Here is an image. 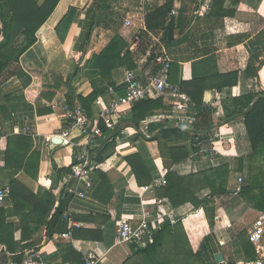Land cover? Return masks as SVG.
I'll return each mask as SVG.
<instances>
[{
  "label": "crops",
  "instance_id": "obj_1",
  "mask_svg": "<svg viewBox=\"0 0 264 264\" xmlns=\"http://www.w3.org/2000/svg\"><path fill=\"white\" fill-rule=\"evenodd\" d=\"M95 1L60 0L37 31L36 41L15 57L18 70L1 85L0 186H8L12 180V170L3 167L8 137L28 135L32 152H37L40 158L38 164L30 161L34 166L30 173L22 169L15 177L35 193L50 192L54 209L64 199L65 211L75 222V225L70 224L63 214L67 231L54 233L52 238H47L46 225L39 226L32 236L34 248L41 251L48 264H85L84 254L91 249L101 256L102 264L256 262L258 254L247 241L250 240L251 226L264 214L263 210L238 194L216 195L207 210L196 206L193 201L174 207L165 193L166 185L158 181L163 176L167 179L168 173L172 172L181 176L198 172L211 174V170L226 164L230 169L229 190L235 192L242 185L239 177L243 174V178L249 180L253 150L243 122L246 109H239L232 117L227 114L234 107L233 98L253 95L254 103L264 94V53L258 41V36L264 32V0H175L172 10L176 13L167 17V20L174 18L175 34L165 43L162 42L164 29L148 28L146 15L161 8L167 0H107L97 17V27L87 36L90 32L88 25L94 17L92 4ZM125 20L131 23L127 24ZM29 40L21 36L17 38L25 45ZM113 40L119 45H116L115 52L121 50V57L117 59L122 60L130 53L138 64L137 68L119 64L110 72V67L102 69L103 51ZM160 47L163 54L172 59L171 82L191 98V106L195 105L191 95L194 89L189 88L190 93L185 84L196 75L195 63L215 57L218 75L238 73L236 85L220 89L215 84L216 78H211L200 86L204 88V104L221 109V116L216 113L210 123L216 125L213 131L218 129L223 134L224 142L234 143L231 151L218 146L222 155L217 154L214 158L190 154L187 158L174 159L170 145L164 144L161 149L157 141L144 137L149 130L145 132L142 126H134L130 115L132 107L116 115L112 127L102 128L103 136L91 140L72 138L70 143L63 140L60 134L68 127L64 106L70 102L69 98L74 100L73 105H80L87 116L96 118L99 107L94 100L86 104V109L80 96L86 97L94 91L98 93L97 97H103L104 105L109 104L113 98L124 95L129 70L146 82L152 67L149 56L153 49ZM76 60H80L79 67ZM69 76L72 77L68 81ZM109 87L115 91L110 93ZM164 101L167 113L159 111L152 115L148 118L149 126L152 123L175 125L173 119L167 118L171 115L170 100L164 97ZM195 113L194 109H189V115L195 116L196 121ZM222 117L223 123L217 125ZM191 123L184 126L188 134L200 133L196 131V125L194 127L195 122ZM189 141L173 143V146ZM108 143L111 145L107 151L112 155L100 162V168L91 171L93 185L87 188L85 181L71 169L87 154L94 161L101 150H106ZM132 154H139L147 167L142 176L143 183L137 181L127 159ZM240 160H243V171H239ZM101 174L107 176L105 181L100 178ZM224 179L220 176L219 183H225ZM146 187L150 189L145 190ZM195 191L199 201L211 198V187L196 188ZM254 192L258 194L259 189ZM158 200L163 202L158 203ZM4 206H8L7 201ZM146 214L157 230L169 221L163 242L138 254L136 252L140 249L135 244H117L118 220L127 217L133 225H138ZM19 219L18 216H8V222L18 223ZM90 230L99 231L102 238L89 237L87 232ZM15 238L22 239L21 230L15 233ZM242 238L250 256L243 248ZM67 245L82 255L81 260L75 259L73 254L64 259ZM218 254H222V260L217 258ZM11 259L1 252L0 246V260Z\"/></svg>",
  "mask_w": 264,
  "mask_h": 264
},
{
  "label": "trees",
  "instance_id": "obj_2",
  "mask_svg": "<svg viewBox=\"0 0 264 264\" xmlns=\"http://www.w3.org/2000/svg\"><path fill=\"white\" fill-rule=\"evenodd\" d=\"M59 1L60 0H0V26L2 32V40L0 41V91L2 83L13 76L19 68L18 61L15 60V57L36 41L37 31L53 13ZM174 1L175 0H167L165 5L161 8L146 15V24L148 28L164 29L165 33L162 41L164 43L172 40L175 34L174 18L171 17L167 20L168 16H172ZM106 2L107 0H97L92 4V8L94 7V17L90 25H88L90 32L87 36H90L94 28L97 27V17ZM216 4L217 1H215V5ZM20 36L30 39L29 42L25 45L23 42L17 41V38ZM258 41L264 53V32L258 36ZM116 45L119 47L117 41L113 40V42L104 49L101 58L102 69L110 67L108 70L110 72V70L117 67L119 64L128 65L131 69L137 68L138 64L130 53L122 60L117 59L121 57L119 53L121 50L115 52V50L118 49V47L115 49ZM161 54H163L161 47L157 50H152L148 59L152 64L150 73H154L161 68V65L156 62V58ZM76 62L79 67L80 60H76ZM216 62L215 57H212L195 63L196 75L190 80L191 82L185 84L190 93L191 91L189 88L194 89V93H191V95L195 101V105L190 106V108H192V110L194 109L197 114V120L194 121L195 123L193 122L194 127L196 125V131L201 132L197 135L190 136L185 127L169 126L165 123H152L149 126V131L147 130L148 134L144 136L148 140L157 141L161 149H163L164 144L170 145V154L174 159L187 158L190 154L208 156L210 152L209 149L213 147L210 133L216 125L210 122L213 115H215V111H219L220 113L221 109L216 110L214 106L204 104L202 100L204 88L200 86L201 84H206L211 78H216L214 79L216 82H214L220 89L226 85H236L238 82V73L236 72L218 75V71L215 69ZM71 77L72 76L68 77V81ZM205 86L206 85H204V87ZM195 90L198 92L196 93ZM97 95L98 93L93 91L86 97L80 96L84 107L86 108V104L90 101L92 102L94 100L95 102ZM254 99L255 96L253 95L244 96L243 98H233L231 103L234 107L231 111L228 110L227 114L228 117H232L238 113L239 109H246L243 122L253 150L251 154L252 173L249 180L244 179L243 182H241L242 185L235 192L229 190L227 187V179L230 174L228 164L211 170V174L198 172L196 174L181 176L174 172L168 173L165 193L174 207L182 203L193 201L196 206H203L207 210V205L213 203V199L216 195L238 194L249 202L254 203L257 209L264 211V94H261L253 103ZM68 100L70 101L69 104H74L73 99L69 98ZM131 107L130 115L136 128L142 126L148 118L152 115H156L159 111L163 113L168 111L166 110L167 105L163 96L156 99H146L136 102ZM219 119L217 125L223 123L224 117ZM101 126L105 130V125L101 124ZM186 139L190 140L189 143L184 145L176 144L173 146V143L183 142L186 141ZM111 140L114 141V139H109L108 141ZM30 142L31 137L28 135L18 134L8 137L7 148L4 155L5 164L3 167L7 170H12V180H10L7 186L10 189V193L6 198L8 206L3 205L0 208V246L3 254H6V256L18 262L24 259L28 250L34 249L35 242L32 240V236L33 232L38 229L39 226L46 225L47 238H52L54 233L67 231V222L63 219V214L67 205L64 199L61 201L60 205L54 209V198L51 197L50 192L44 194L35 193L15 177V174L22 169H24L26 173L31 172L34 166L30 161H37L36 164H38L40 155L35 151L32 152ZM110 145L111 144L108 143L105 147L106 150H101L99 154L95 156V163L100 164V162L112 155L107 151ZM85 157L90 158L89 154H87L82 159H79V161H84ZM28 159L29 162L27 163ZM127 159L134 169L137 181L143 183L142 176H144V172L147 171L144 160L139 154H132L128 156ZM239 171H243V160H240ZM220 176L225 178V183H219ZM100 178L105 181L107 176L101 174ZM206 186L212 189L211 198H204L199 201L194 189L197 188L199 190ZM255 189H259L258 194L254 192ZM9 215L18 216L20 221L18 223L8 222ZM168 226H170L169 221H165V226L155 231L154 240L146 246H139L136 243H132L140 249L136 253L148 252L149 249L155 248L161 244ZM19 230L22 231V239L20 241L15 238V233ZM80 232L86 231L80 230ZM87 234H89V237L102 238V234L99 235V231L90 230ZM247 243L252 244L254 251L253 243L250 240H248ZM247 243L242 238L243 248L246 254L250 256ZM64 252V259H67L68 256L73 254L75 259L81 260L82 255L76 252L73 246L67 245Z\"/></svg>",
  "mask_w": 264,
  "mask_h": 264
},
{
  "label": "built area",
  "instance_id": "obj_3",
  "mask_svg": "<svg viewBox=\"0 0 264 264\" xmlns=\"http://www.w3.org/2000/svg\"><path fill=\"white\" fill-rule=\"evenodd\" d=\"M176 13L174 10L172 14ZM127 24L131 22L125 20ZM157 64L161 68L147 76L146 82H143L138 75L133 71L127 72V81L125 84L124 95L117 96L107 105H104L103 97H97L95 104L99 107V114L92 119L84 112L80 105L66 104L64 106L65 115L68 122V127L62 130L60 136L66 142H71L72 138L82 137L85 140H91L96 137L103 136L101 124L107 127H112L116 115L122 113L127 107H131L134 103L146 100L156 99L160 96L167 97L170 100L171 115L167 118L173 119L175 127L187 126V123L195 121V116L189 115L191 106V98L182 91L181 87L173 84L170 80V71L172 65L171 57L164 53L156 58ZM108 91L113 93L115 88L109 87ZM196 114V113H195ZM197 115V114H196ZM150 121L147 120L141 127L144 131L149 129ZM27 130V129H26ZM29 133H32L28 129ZM222 133L218 130L213 131L210 139L213 147L209 149L210 157L214 158L219 154L218 143L223 141ZM219 140V141H218ZM101 164L95 163L89 157H85L80 164H74L72 171L79 178L85 181L86 187L91 188L93 183L90 178V173L93 169L100 168ZM243 176L239 177V181L243 182ZM159 184L166 185L167 179L165 176L158 181ZM150 189L146 187L145 190ZM10 189L7 186H0V208L4 205ZM83 196L84 192H80ZM163 200H158L162 203ZM64 218L70 224L75 225L68 212H64ZM156 226L149 220V215L146 214L138 225H133L129 218L122 217L118 220V228L116 235L117 244L136 243L139 246H146L154 240ZM249 239L254 245V249L258 254V260L250 264H264V214L259 217L249 230ZM85 264H102L103 260L94 249L89 250L84 254ZM0 264H48L42 257L41 251L37 248L30 249L25 254L22 261L8 260Z\"/></svg>",
  "mask_w": 264,
  "mask_h": 264
},
{
  "label": "rangeland",
  "instance_id": "obj_4",
  "mask_svg": "<svg viewBox=\"0 0 264 264\" xmlns=\"http://www.w3.org/2000/svg\"><path fill=\"white\" fill-rule=\"evenodd\" d=\"M212 106H213V105H212ZM216 113H217L218 117L221 116V113H220V115H219V112H218V111H215V115H216ZM216 130H218V129H216ZM218 141H219V140H218ZM231 143H232V142H227V141L224 142V141H222V142H219V143H218V146H219V147L222 146V147L224 148L225 151H231V148L233 147L232 145L234 144V143H233V144L231 145ZM219 155H222V154L219 153ZM209 156H210V155H209ZM217 156H218V155H217ZM243 176H244V174H243ZM244 178H245V176H244Z\"/></svg>",
  "mask_w": 264,
  "mask_h": 264
},
{
  "label": "water",
  "instance_id": "obj_5",
  "mask_svg": "<svg viewBox=\"0 0 264 264\" xmlns=\"http://www.w3.org/2000/svg\"><path fill=\"white\" fill-rule=\"evenodd\" d=\"M222 257H223L222 254H218V255H217V258H218L219 260H222Z\"/></svg>",
  "mask_w": 264,
  "mask_h": 264
}]
</instances>
